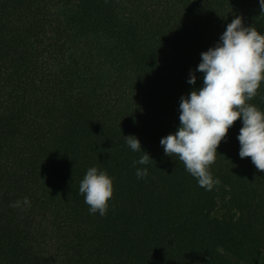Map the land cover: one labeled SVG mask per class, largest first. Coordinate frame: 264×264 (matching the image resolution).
I'll return each mask as SVG.
<instances>
[{"label":"trees","instance_id":"trees-1","mask_svg":"<svg viewBox=\"0 0 264 264\" xmlns=\"http://www.w3.org/2000/svg\"><path fill=\"white\" fill-rule=\"evenodd\" d=\"M237 16L264 34L259 0H0V264H264V171L239 156L242 118L212 190L160 144ZM250 103L264 111V81ZM91 167L115 178L104 216L79 193Z\"/></svg>","mask_w":264,"mask_h":264},{"label":"clouds","instance_id":"clouds-1","mask_svg":"<svg viewBox=\"0 0 264 264\" xmlns=\"http://www.w3.org/2000/svg\"><path fill=\"white\" fill-rule=\"evenodd\" d=\"M264 12V0H259ZM203 73V87L193 90L180 101V126L175 133L160 140L164 153L177 155L186 171L196 178L198 185L212 190L220 183L211 172L217 158V148L226 139L229 129L242 118L237 139L239 156L251 157L257 170L264 171V111L250 103L258 95L264 81V34L254 25L245 26L237 16L226 27L215 47L201 53L197 69ZM188 83H196L195 72ZM134 152L142 150L139 139L125 137ZM143 151V150H142ZM150 155H143L136 163L147 165ZM139 179L147 177V168L136 171ZM114 177L106 170L91 167L79 185V193L89 206V213L104 216L114 195ZM28 197L13 202L10 207L30 206Z\"/></svg>","mask_w":264,"mask_h":264}]
</instances>
